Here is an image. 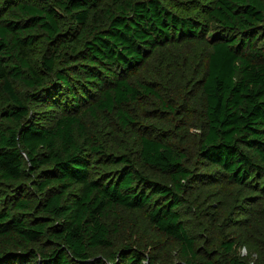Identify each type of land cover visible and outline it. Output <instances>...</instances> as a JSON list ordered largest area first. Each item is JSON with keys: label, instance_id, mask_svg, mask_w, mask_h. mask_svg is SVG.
<instances>
[{"label": "trees", "instance_id": "obj_1", "mask_svg": "<svg viewBox=\"0 0 264 264\" xmlns=\"http://www.w3.org/2000/svg\"><path fill=\"white\" fill-rule=\"evenodd\" d=\"M197 10L205 23L171 0H0V264H156L129 246L103 252L119 208L181 244L167 264H249L232 241L198 248L181 210L199 179L228 182L239 199L264 193V0ZM191 44L207 59L185 77L204 104V173L177 144L137 133L127 112L156 94L135 74L163 57L174 78L171 51ZM84 114L123 143L110 151Z\"/></svg>", "mask_w": 264, "mask_h": 264}, {"label": "rangeland", "instance_id": "obj_2", "mask_svg": "<svg viewBox=\"0 0 264 264\" xmlns=\"http://www.w3.org/2000/svg\"><path fill=\"white\" fill-rule=\"evenodd\" d=\"M171 1L185 15L189 14L205 23V16L197 9L201 4L213 0H192L187 5L181 0ZM259 47L264 48V39ZM181 50L182 54L171 51L177 61L176 67H181L174 78L165 77L166 63L161 61L166 59L163 57L150 60L135 74L137 83L150 86L156 94L143 96L129 105L127 112L135 120L137 133L160 136L166 142L177 144L189 154L190 166L204 173V160L196 161L204 122V104L196 98L200 87H187L185 77L199 64L204 68L207 59L205 51L200 52L193 44L185 45ZM171 59L174 60L173 57ZM165 104L173 106L174 111L166 109ZM82 120L87 124L88 131L92 135L96 133L110 151L123 143L118 133L107 132L104 117L100 119L92 114H84ZM182 129L183 132H180ZM211 183L212 180L199 179L189 184L186 204L181 210L184 225L196 240V246L216 252L224 242L232 241L236 244L238 257L249 264H264V193L257 198L248 195L247 199H239L236 196L237 188L230 183ZM106 221L112 230L113 241L112 248L103 251L106 255L120 253L129 246L140 250L156 264L182 260L181 244L161 233L150 223L146 213L119 208L110 212Z\"/></svg>", "mask_w": 264, "mask_h": 264}]
</instances>
